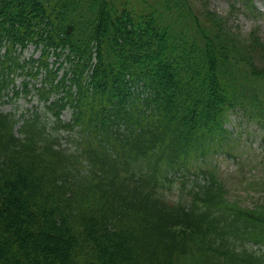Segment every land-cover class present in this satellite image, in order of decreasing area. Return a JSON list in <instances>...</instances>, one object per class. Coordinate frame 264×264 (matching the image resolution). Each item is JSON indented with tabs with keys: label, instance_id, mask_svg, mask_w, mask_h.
<instances>
[{
	"label": "trees",
	"instance_id": "1",
	"mask_svg": "<svg viewBox=\"0 0 264 264\" xmlns=\"http://www.w3.org/2000/svg\"><path fill=\"white\" fill-rule=\"evenodd\" d=\"M205 1L0 0V264H264L214 163L230 112L264 127V41Z\"/></svg>",
	"mask_w": 264,
	"mask_h": 264
},
{
	"label": "rangeland",
	"instance_id": "2",
	"mask_svg": "<svg viewBox=\"0 0 264 264\" xmlns=\"http://www.w3.org/2000/svg\"><path fill=\"white\" fill-rule=\"evenodd\" d=\"M252 11L247 10L240 1L229 2L228 0H206L198 7L217 13L225 18L229 29L245 35L252 29L264 41V0H254ZM22 58L34 56L39 57L41 50L35 45H30L24 51L19 50ZM54 64L55 58H50ZM60 62L56 65L59 66ZM63 67L60 71H64ZM20 78L17 80L19 84ZM14 100L1 105L4 110H13L16 105H20L18 115L25 112V107L30 109L39 108L41 105L31 96L28 97L29 104L26 106L24 93L14 96ZM7 98V97H5ZM32 99V100H31ZM29 112H26V115ZM71 109L66 108L62 112V119L71 118ZM50 125L52 115L48 114ZM230 133L228 140V154L220 152L214 155V163L218 166L219 175L227 190L230 199L237 200L242 206L252 207L264 203V127L258 122L248 119L239 111H232L228 114L225 123ZM61 144L65 148L74 147V142L66 135L62 136ZM176 192L172 193L175 197Z\"/></svg>",
	"mask_w": 264,
	"mask_h": 264
}]
</instances>
